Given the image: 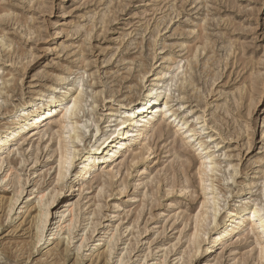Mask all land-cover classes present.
I'll use <instances>...</instances> for the list:
<instances>
[{"label":"rangeland","instance_id":"obj_1","mask_svg":"<svg viewBox=\"0 0 264 264\" xmlns=\"http://www.w3.org/2000/svg\"><path fill=\"white\" fill-rule=\"evenodd\" d=\"M156 77L174 117L158 112L150 151L130 146L110 178L101 169L76 187L57 181V139L69 142L57 117L7 147L0 264H260L257 230L205 249L228 211L261 206L264 216V0H0V131L24 103L79 88L80 155ZM205 154L215 162L205 182L220 210L215 227L208 208L198 220Z\"/></svg>","mask_w":264,"mask_h":264},{"label":"bare ground","instance_id":"obj_2","mask_svg":"<svg viewBox=\"0 0 264 264\" xmlns=\"http://www.w3.org/2000/svg\"><path fill=\"white\" fill-rule=\"evenodd\" d=\"M168 99V84L164 86L161 80L156 77L149 86H146L135 102L119 105L118 112H120L121 115L123 114L124 117H120L119 122L114 125L112 130L100 133V130L96 129V127L90 145L85 150L82 149L83 152H81L80 155H77L79 152L77 153L74 144L80 142V136L78 134L80 131L77 128L78 123L75 121V118L82 108V91L77 88L73 93L66 91L60 97L51 96L45 104L41 106L37 103L39 100L34 98V100L17 107L14 113L15 121L0 131V156L6 152L5 150L7 147L15 139L21 137L20 140H22L25 136H29L31 133L40 132L46 123L52 124L57 117L56 124L59 131L66 130L67 138L69 140V142H65L61 138L57 139L59 150L57 160V181L59 182L68 176L71 186L73 185V187H76L87 175H94L101 169L100 176L108 177L109 175L110 178L112 177V175H110L112 174V170L109 168L120 161L121 154H126L130 150V146L142 145L146 150L150 151L149 147L144 143L147 142L148 133L150 134V132L153 131L152 129L155 128V115L159 112L161 120L174 117L175 113L170 107H168ZM69 108H71V111H69ZM112 115L113 113L109 112L105 116L112 117ZM181 125L186 128V123L181 122ZM86 127L87 126L84 125L81 128L85 129ZM157 131L160 132V127L157 128ZM188 132L191 137H194L196 134L192 130H189ZM15 145L16 143L13 144V147ZM198 147L201 149L202 145H199ZM95 160L97 162H95ZM200 161L198 168V188L203 195L204 200L200 207L201 210L198 212V220L200 219V216L202 217L205 215L206 211L210 210V217H208V221L210 222L209 225L215 227L220 210L217 206L214 189L209 185H205V182L207 181L206 171L213 172L215 170V162L209 154L200 157ZM77 191H79V187ZM43 198L44 196L40 195L37 203L38 211L34 217V245H37L42 241L40 231L44 229L42 227L46 214L41 208ZM12 201H14V198H11L9 202L11 203ZM113 205L115 208V204ZM207 208L209 210H207ZM11 209L12 204L8 207L7 213H9ZM245 215H247L249 219H247V222L238 221L241 216ZM202 219L205 218L203 217ZM68 228L70 230L69 225ZM246 229L253 231V233L254 230H257L260 232L259 234H264V216L262 214L261 206H253L252 208L239 211H228L224 217L222 228L216 232L214 231L215 233L213 234L212 239H210L211 241H209L205 252L210 254L214 252L215 249L219 248V246L232 242L236 236L240 235L239 233L246 232ZM255 233L257 232L255 231ZM197 234L198 232L194 231L193 237L196 238ZM255 238L257 249L256 257L260 264H264V246L260 244L257 236H255Z\"/></svg>","mask_w":264,"mask_h":264},{"label":"snow or ice","instance_id":"obj_3","mask_svg":"<svg viewBox=\"0 0 264 264\" xmlns=\"http://www.w3.org/2000/svg\"><path fill=\"white\" fill-rule=\"evenodd\" d=\"M69 111H71V108H69Z\"/></svg>","mask_w":264,"mask_h":264}]
</instances>
